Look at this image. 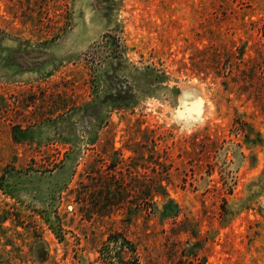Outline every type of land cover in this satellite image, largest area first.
I'll return each mask as SVG.
<instances>
[{
	"label": "rangeland",
	"instance_id": "obj_1",
	"mask_svg": "<svg viewBox=\"0 0 264 264\" xmlns=\"http://www.w3.org/2000/svg\"><path fill=\"white\" fill-rule=\"evenodd\" d=\"M118 257L264 264V0H0V264Z\"/></svg>",
	"mask_w": 264,
	"mask_h": 264
},
{
	"label": "trees",
	"instance_id": "obj_2",
	"mask_svg": "<svg viewBox=\"0 0 264 264\" xmlns=\"http://www.w3.org/2000/svg\"><path fill=\"white\" fill-rule=\"evenodd\" d=\"M117 244H119V245H117ZM122 244L123 243H118V241L114 242L115 248L119 249V250H121L122 248H125V247H123ZM116 262H117V264H133V262L125 261L124 257H118ZM126 262H128V263H126ZM134 264H138V261H135Z\"/></svg>",
	"mask_w": 264,
	"mask_h": 264
}]
</instances>
